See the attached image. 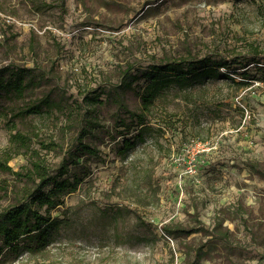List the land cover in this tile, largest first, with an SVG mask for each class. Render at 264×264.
<instances>
[{"label":"rangeland","instance_id":"1","mask_svg":"<svg viewBox=\"0 0 264 264\" xmlns=\"http://www.w3.org/2000/svg\"><path fill=\"white\" fill-rule=\"evenodd\" d=\"M251 47L264 49V0H0V79L24 81L0 91V156L17 131L35 150L54 140L47 163L75 158L85 178L52 212L47 249L0 264H264V84L222 68L237 82L166 90L143 141L120 109L140 111L160 60L242 61ZM8 165L0 212L21 199L29 158Z\"/></svg>","mask_w":264,"mask_h":264},{"label":"trees","instance_id":"2","mask_svg":"<svg viewBox=\"0 0 264 264\" xmlns=\"http://www.w3.org/2000/svg\"><path fill=\"white\" fill-rule=\"evenodd\" d=\"M251 48L249 55L242 61L239 56L220 60L208 57L197 60L173 58L160 60L157 65L150 66V69L144 74L145 84L138 93V97L141 99L140 111H132L123 101L120 102V109L130 117L132 126H136L139 130L135 140L143 141L146 135L151 132L148 125L151 120L157 119V115L154 113L155 106L162 99L161 96L166 90L174 87L181 91L188 90L196 81L213 79L220 75H226L225 78L234 83L237 82L229 73L223 74L222 68L233 74L237 73L242 80L237 83L242 87L249 86L253 80L264 84V49ZM129 73L128 81L124 83L127 89L134 88V83L140 80L138 75ZM253 74L257 75L255 79L252 78ZM13 80L16 93L21 94L24 81L18 75L11 76L8 86L4 85L0 79V91L11 87ZM43 102L50 105L47 101ZM48 107L49 111L54 109V107ZM35 109V107L28 108V111L33 113L36 111ZM11 134L10 144L0 156V170H11L8 162L23 153L28 156L30 166L15 173L17 177L26 182L25 188L20 193L21 199L0 212V258L2 261L12 255L19 256L23 252L34 256L47 249L52 233L61 225L58 218H53L52 212L59 206H63L65 198L75 193L85 181V178L78 176L76 171L70 174L71 165L76 167L81 164L75 158L71 160H69L70 157L64 158L59 167L54 169L43 158L40 150H47L48 153L57 150V143L54 140H50L48 143L43 141L40 144V149L35 150L32 136L19 131ZM125 143L126 147L122 150L123 153L134 146V142L131 143V140ZM88 149H90V154L94 153L92 148ZM248 167L252 172L260 173L258 165L253 163L248 164ZM44 207L45 212L42 211ZM138 218L141 217L138 216ZM142 222L151 226L150 223ZM165 230L169 234L184 232L182 229L172 230L170 227H166Z\"/></svg>","mask_w":264,"mask_h":264}]
</instances>
